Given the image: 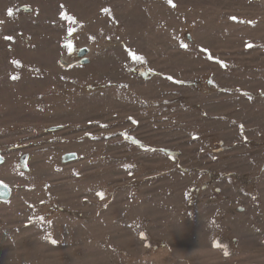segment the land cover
<instances>
[{
    "label": "rangeland",
    "instance_id": "rangeland-1",
    "mask_svg": "<svg viewBox=\"0 0 264 264\" xmlns=\"http://www.w3.org/2000/svg\"><path fill=\"white\" fill-rule=\"evenodd\" d=\"M0 152V264H264V0H0Z\"/></svg>",
    "mask_w": 264,
    "mask_h": 264
},
{
    "label": "water",
    "instance_id": "water-1",
    "mask_svg": "<svg viewBox=\"0 0 264 264\" xmlns=\"http://www.w3.org/2000/svg\"><path fill=\"white\" fill-rule=\"evenodd\" d=\"M87 53L86 49H81L79 51V56H84ZM67 160L72 161L75 159V155L69 154L66 155ZM4 164V158L1 155L0 152V166ZM12 196V190L11 188L4 184L3 182H0V202H8L11 199Z\"/></svg>",
    "mask_w": 264,
    "mask_h": 264
},
{
    "label": "snow or ice",
    "instance_id": "snow-or-ice-1",
    "mask_svg": "<svg viewBox=\"0 0 264 264\" xmlns=\"http://www.w3.org/2000/svg\"><path fill=\"white\" fill-rule=\"evenodd\" d=\"M169 3H171V0H169ZM173 6H174V5H173ZM105 11L107 12L108 10L105 9ZM8 15H9V16L12 15V11H11V9L8 10ZM62 15H63V14H62ZM5 39H6V40H9V39H11V37L6 36ZM183 47H186V46H183ZM137 59H139V58L137 57ZM13 79H16V77H13ZM98 195H101V197H102V194L98 193Z\"/></svg>",
    "mask_w": 264,
    "mask_h": 264
}]
</instances>
